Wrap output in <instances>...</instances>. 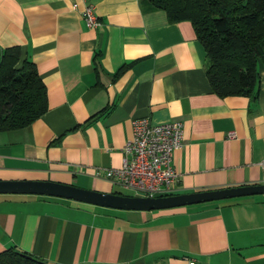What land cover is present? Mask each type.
<instances>
[{"label":"crops","instance_id":"1","mask_svg":"<svg viewBox=\"0 0 264 264\" xmlns=\"http://www.w3.org/2000/svg\"><path fill=\"white\" fill-rule=\"evenodd\" d=\"M87 4L97 27L85 25ZM11 46L17 68L36 66L47 111L0 132V181L119 193L95 172L121 165L132 120L148 117L183 124L173 194L262 184L264 65L255 101L218 96L189 21L170 22L139 0H0V60ZM10 247L49 264H264V194L126 210L0 193V251Z\"/></svg>","mask_w":264,"mask_h":264},{"label":"trees","instance_id":"2","mask_svg":"<svg viewBox=\"0 0 264 264\" xmlns=\"http://www.w3.org/2000/svg\"><path fill=\"white\" fill-rule=\"evenodd\" d=\"M149 10H163L170 22L187 20L206 53L205 74L220 97L259 91V63L264 65V0H139ZM18 46L0 60V132L30 126L47 111L46 89L34 63L20 68ZM0 264H49L10 247Z\"/></svg>","mask_w":264,"mask_h":264},{"label":"built area","instance_id":"3","mask_svg":"<svg viewBox=\"0 0 264 264\" xmlns=\"http://www.w3.org/2000/svg\"><path fill=\"white\" fill-rule=\"evenodd\" d=\"M81 13L87 27L94 28L100 24L93 5H84ZM228 137H235V133L229 132ZM182 143L181 121L153 123L148 117L134 118L132 137L122 148L121 165L98 170L95 174L142 196L173 194L179 173L172 165V155ZM186 261L187 264H204L192 257H187Z\"/></svg>","mask_w":264,"mask_h":264},{"label":"water","instance_id":"4","mask_svg":"<svg viewBox=\"0 0 264 264\" xmlns=\"http://www.w3.org/2000/svg\"><path fill=\"white\" fill-rule=\"evenodd\" d=\"M0 193H29L62 197L94 205L126 210H154L206 201L264 194L263 184L241 185L209 191L161 196L104 193L50 181H0Z\"/></svg>","mask_w":264,"mask_h":264},{"label":"rangeland","instance_id":"5","mask_svg":"<svg viewBox=\"0 0 264 264\" xmlns=\"http://www.w3.org/2000/svg\"><path fill=\"white\" fill-rule=\"evenodd\" d=\"M117 192L119 193H122V194H132V195H135V192L134 191H131V190H128V189H125V188H122V187H117Z\"/></svg>","mask_w":264,"mask_h":264}]
</instances>
